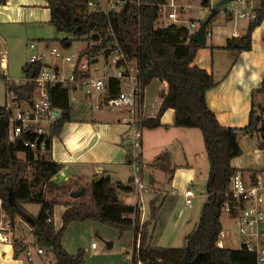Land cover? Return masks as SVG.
<instances>
[{
	"label": "trees",
	"instance_id": "16d2710c",
	"mask_svg": "<svg viewBox=\"0 0 264 264\" xmlns=\"http://www.w3.org/2000/svg\"><path fill=\"white\" fill-rule=\"evenodd\" d=\"M7 1L0 0V5ZM45 1L51 11L50 24L66 35L59 40L63 47L71 48L79 40H99L101 35L95 34L96 32L113 28L125 52L138 58L143 86L149 85L154 78L168 83V90L160 93L163 102L157 116L147 122L143 119V126H161L163 114L168 109H174L176 127L198 128L202 131L210 164L206 184L208 198L199 222L186 237V243H190L189 248L187 245L176 248L152 246L154 228L163 200L160 196L155 197L150 202L149 219L141 222L136 207L119 199L120 191L130 188L115 186L109 176H102L92 183L89 202L66 203L63 225L57 229L54 209L60 202L46 200L45 189L60 172L62 165L52 161L49 152L42 155L26 147L24 142L33 138L31 134L26 133L16 142H10L7 126L0 140V212H4L10 221L17 218L26 220L28 213L24 206L40 204L41 211L33 218L34 223H31L32 245L52 252L55 257L53 264H86L85 249L81 248L76 253L69 252L63 245V237L69 224L88 219L114 226L121 235L125 231L134 230L140 236L134 264H257L255 253L245 247H222L218 242L223 230L221 217L225 207L228 205L230 214L237 216L244 205L242 200L230 193L231 179L237 173L231 161L243 153L240 136L258 135V147L264 150V106L259 111L253 109L249 124L243 128L227 127L219 122L207 101V92L217 84L214 75L194 64L202 45L193 40L188 28L184 26L175 23L165 27L157 26L160 19L159 5L166 0H143L146 4L139 9L128 7L111 17L90 12L87 7L89 0ZM203 5L209 7L210 1L204 0ZM217 10H211L212 18ZM263 19L264 0L246 34L239 41L229 39L225 48L238 52L251 50L253 31ZM112 39H105L103 44L94 50H88V53L97 54ZM23 69L26 77L32 78L41 71L42 64L26 63ZM0 78L6 82L7 93L13 91L21 99L29 98L34 91L31 83H10L1 73ZM119 90L118 84L114 83L109 95L116 97ZM259 91L264 94V80ZM49 94L53 104L63 112L53 130L54 135H59L67 122L83 118V110L74 108L67 88L56 85L49 88ZM0 118L8 120V114L1 106ZM51 143L52 141L49 143L50 150ZM169 157L167 151L163 152L152 164L153 167L168 168L166 164ZM254 176L256 174L252 175L253 178ZM11 190L15 197L13 203L10 201ZM135 213L137 215L134 219L131 216ZM30 246L31 244L16 241L15 256L18 257Z\"/></svg>",
	"mask_w": 264,
	"mask_h": 264
},
{
	"label": "crops",
	"instance_id": "0c3cea01",
	"mask_svg": "<svg viewBox=\"0 0 264 264\" xmlns=\"http://www.w3.org/2000/svg\"><path fill=\"white\" fill-rule=\"evenodd\" d=\"M203 1L188 0L190 9L178 11L177 17L170 19L167 25L175 23L184 26L194 36L202 24L208 20L206 42L201 44L202 47L197 52L194 64L214 75L217 84L207 92V101L219 122L223 126L243 128L249 124L253 109L259 111L264 106V94L259 91L264 80V19L253 31L251 50L238 52L225 47L229 39L239 41L246 34L253 20L250 16L262 8L263 0H243L242 2L233 0L221 6L219 3L222 0H209L210 6L206 18L200 16V11L205 7ZM43 4L40 0H8L6 4L0 5V26L32 20L50 23L51 11L45 0ZM214 8L218 10L212 18L211 10ZM242 12H249V14L241 15ZM192 22L197 23V26L192 28ZM209 30L211 35H208ZM51 43L46 42V46ZM6 47L8 51L7 41ZM167 90L168 83L159 78H154L145 87L142 107L144 121L147 122L150 118L157 116L163 102L160 93ZM77 93L83 95L77 97L74 95L76 102L73 104L78 105L75 107L82 109L83 112L85 109L86 112L94 110L96 113H93L91 117L67 122L62 132L53 137L49 157L52 161L61 164L62 168L45 189L46 200L65 204L89 202L92 183L102 176H109L115 186L123 185L130 188V190L120 191L119 199L126 204L142 207L138 212L141 222L149 219V213L145 212L146 203L150 204L157 196L163 200L154 228L152 246L176 248L177 242L182 239L185 240L186 246V237L199 222L201 212L196 209L195 200L198 197L196 192L193 191L192 207L186 204L185 193L187 190H193L192 186L200 177L204 176L208 181L210 171L202 131L198 128L176 127L174 109H168L163 114L161 126L156 128L144 126L142 159L144 168L146 164L150 165V172L149 177L146 176V168H143V177L148 178L149 183L145 184L149 189L139 198L130 186V176L127 183H124L121 178L114 179L122 168L128 167L127 162L131 151L127 143L128 125L124 121L128 118L126 109L107 104L105 93L94 96H87L83 92ZM239 142L243 153L232 159V166L246 176L254 174L257 176L264 172V150L258 147V135L254 137L241 135ZM165 151L170 156L166 164L168 168L153 167L152 164ZM98 169H101L103 173L98 174ZM59 178H62L64 183L55 182ZM130 195H135V198L130 200L128 197ZM201 196L203 201L208 198L207 193H201ZM203 201H200L201 204ZM28 205L31 204L24 206L28 213L27 219L16 228L15 238L16 241L31 244L32 240L28 239L29 236L25 234L26 229L23 226V223L27 222L32 232L29 218L34 217L29 213ZM66 209L67 206L64 210L57 211L61 214L59 226L56 224L55 209L54 222L57 229L63 225ZM225 210L235 225L236 216L230 214L226 207ZM40 211L41 205L38 215ZM4 216V212L1 211L0 217L4 218ZM221 221L226 238L219 245L225 247L222 242H229L234 231H237L231 229V225L225 224L222 217ZM261 227L264 231V222ZM102 234L107 239V248H114L118 240L120 252L128 256L127 254L131 251V264H134L140 239L134 230L126 231L122 237L118 233L114 235L104 232ZM65 240L64 236L63 244ZM14 245L15 243H0V264H53L55 262L52 252L44 248L43 253H38L34 251L32 244V259L28 258L26 252L16 257ZM98 248L99 245L90 246L92 250Z\"/></svg>",
	"mask_w": 264,
	"mask_h": 264
},
{
	"label": "built area",
	"instance_id": "2783aa9c",
	"mask_svg": "<svg viewBox=\"0 0 264 264\" xmlns=\"http://www.w3.org/2000/svg\"><path fill=\"white\" fill-rule=\"evenodd\" d=\"M235 1L242 2L243 0ZM143 4H146L143 0H89L87 7L90 12L111 17L128 7L139 9ZM190 7L188 0L180 2L166 0L159 5V14L161 17L164 12H167L168 18L175 19L178 11L187 10ZM208 10L209 7H204L200 15L206 18ZM246 14L249 12L241 13V15ZM250 17L254 19L256 14ZM196 26L197 23H191L192 28ZM95 34H100V39L91 42L85 40L86 46L77 52H70L62 45L51 43L47 44L45 51L32 53L28 63H41L42 69L36 76L32 78L25 76L20 80L10 77L6 41L0 35V73L7 77L10 83L23 85L31 83L34 87L32 95L25 99L19 98L18 94L13 91L7 93L8 101L3 109L8 114V139L10 142H16L22 135L31 134L33 138L25 140L24 145L36 153L47 154L50 152L49 143L55 136L54 127L63 114L62 110L53 104L49 88L60 85L69 89L73 103L76 102L74 95L77 92H83L87 96L105 93L107 104L125 108L128 113V118L124 121L128 125L127 143L131 150L127 162L132 171L130 186L141 198L149 189L143 177L144 126L142 122L144 118L142 107L145 87L142 83L141 65L138 58L125 52L113 28ZM208 35H211L210 30ZM109 37L113 39L102 46L97 54L88 53V50L96 49ZM31 48H35V43L31 44ZM114 83L118 84L120 90L116 97H111L110 88ZM24 104H27L25 109ZM11 122L13 125L10 128ZM97 173L102 174L103 171L98 169ZM230 193L244 202L239 214L235 217L236 236L240 245L255 253L257 264H264V231L261 227L264 222V172L253 178L237 171L231 179ZM185 195L186 204L192 207L193 190H187ZM136 209L139 212L142 207L137 205ZM226 209L230 211L228 205ZM136 213L131 217L135 219ZM22 222L21 218L10 221L6 216L0 217V243H15V230ZM224 238H226V233L222 230L218 244ZM92 245L95 247L97 244ZM37 251L43 253L44 248L38 247ZM25 252L28 258L32 259L31 246Z\"/></svg>",
	"mask_w": 264,
	"mask_h": 264
},
{
	"label": "rangeland",
	"instance_id": "374dc122",
	"mask_svg": "<svg viewBox=\"0 0 264 264\" xmlns=\"http://www.w3.org/2000/svg\"><path fill=\"white\" fill-rule=\"evenodd\" d=\"M40 1L43 4V0ZM169 21L171 20L170 18H168V14L164 12L160 17V19L158 20L157 26L164 27L167 25ZM0 35L5 37L7 41V46L9 51L8 61H9L10 77L15 80L23 79L26 76L23 67L26 63H28L29 57L31 56L32 53H37L47 49L46 39L52 40L53 45H61L59 40L66 36L63 33L58 32L56 28L53 25H51L49 22H44L42 20L23 21L19 24L0 26ZM32 43H35L34 49L31 48ZM85 46H86V42L84 40H79L76 41L71 48H68V50L70 52H77L80 48H83ZM75 95L77 97L83 94L76 93ZM7 101H8V94H7L6 82L4 79L0 78V105L4 107ZM74 106H78V105H74ZM26 107L27 104H24V109ZM74 108L76 110L78 109V107H74ZM93 113L95 114L96 112H94V110H89L86 112V110L84 109V112L81 113V115L83 117H87V116L91 117ZM12 125L13 124L11 122L10 128L12 127ZM145 168L144 169L146 170V176L149 177L150 165L146 164ZM131 175H132V171L128 166L125 169L122 168L119 174L117 175V177L114 179L121 178L124 183H127L129 180L128 177L129 176L131 177ZM144 179H145L144 183L147 184L148 178L145 177ZM55 182H57L58 184L64 183L62 178L57 179ZM206 184H207V179L204 176H202L196 181L195 185L192 186L193 191H195L196 195L198 196L195 200V205L197 206L196 209H198L199 212L202 211V208L207 201L206 199L204 201L201 200L203 198L201 196V193H206ZM128 197L130 200H133L135 198V195H130ZM200 201H203V203L201 204ZM65 207H66L65 203H58L55 205V209L57 213L56 224L58 226L60 225L59 220L61 218V214L60 213L58 214V212L64 210ZM27 209L29 213L33 215V217H36L38 215L40 205L31 204L28 205ZM145 212L146 213L148 212L150 214V204L148 202L146 203ZM222 220L224 221L225 224H228L229 226L231 225V229L233 228V230L234 229L236 230V224L235 225L233 224V221L230 219L229 214L225 209L222 214ZM23 226L26 229L25 234L29 236L28 239L32 240L33 242V235H31L32 232H30V228L28 227L29 224L27 222H24ZM104 232L114 235L118 233L119 236L122 237L126 231L121 235L118 228L92 219H88L82 222L74 221V224L72 225L69 224V226L66 229V232L64 234L66 240L64 241L63 245L71 253L73 252L76 253L81 248L85 249L86 264H131V260H132L131 251L127 254L128 256H126L125 253L120 252V250H118L119 248L118 240L114 248L112 249L107 248V243H106L107 239L102 234ZM234 235H236L235 231H234ZM234 235L230 237L231 240L229 242L228 241H226V243L222 242L225 245V247L234 248V249H238L241 247L238 237L237 236L235 237ZM92 242L99 245V248L97 250L90 249ZM87 245H89V248H87ZM175 247H185V240L182 239L179 242H177ZM37 248L38 246H34V251H37Z\"/></svg>",
	"mask_w": 264,
	"mask_h": 264
},
{
	"label": "water",
	"instance_id": "95a60500",
	"mask_svg": "<svg viewBox=\"0 0 264 264\" xmlns=\"http://www.w3.org/2000/svg\"><path fill=\"white\" fill-rule=\"evenodd\" d=\"M233 0H222L220 3H219V6L221 5H224L226 3H229ZM207 23H208V20H206L202 26L200 27L199 31L193 36V40L196 41L197 43L199 44H205L206 42V27H207ZM8 125V120L4 119V118H0V140L1 138L3 137L4 135V132H5V129ZM74 195H77V194H74ZM10 201L13 203L15 201V197H14V194H13V191L11 190L10 192ZM29 221L31 223H34V219L33 218H29ZM108 246H111V244H108ZM190 247V243L187 244V248Z\"/></svg>",
	"mask_w": 264,
	"mask_h": 264
}]
</instances>
